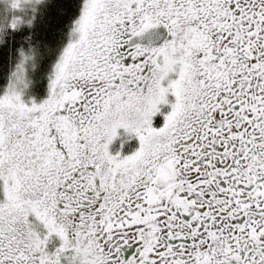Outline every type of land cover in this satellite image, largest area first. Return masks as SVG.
<instances>
[{
	"label": "snow or ice",
	"instance_id": "1",
	"mask_svg": "<svg viewBox=\"0 0 264 264\" xmlns=\"http://www.w3.org/2000/svg\"><path fill=\"white\" fill-rule=\"evenodd\" d=\"M21 56L0 264H264V0H83L41 102Z\"/></svg>",
	"mask_w": 264,
	"mask_h": 264
},
{
	"label": "trees",
	"instance_id": "2",
	"mask_svg": "<svg viewBox=\"0 0 264 264\" xmlns=\"http://www.w3.org/2000/svg\"><path fill=\"white\" fill-rule=\"evenodd\" d=\"M82 3L83 0H43L32 9L19 11L0 0V93L20 64L23 52L31 57L24 65L31 82L30 94L38 100L47 97L51 69L70 38ZM13 17L24 20L15 29L10 27Z\"/></svg>",
	"mask_w": 264,
	"mask_h": 264
},
{
	"label": "rangeland",
	"instance_id": "3",
	"mask_svg": "<svg viewBox=\"0 0 264 264\" xmlns=\"http://www.w3.org/2000/svg\"><path fill=\"white\" fill-rule=\"evenodd\" d=\"M6 4H8V7H10V8H12L11 7V0H3ZM35 4H37V2H36V0H31V2L30 3H27V4H25L24 5V7H23V9H15V10H19V11H22V10H24V11H26V9L27 8H29V9H32V7H34L35 6ZM13 9V8H12ZM80 15V14H79ZM23 22H24V20H22ZM22 22V23H23ZM28 22H31V20H29ZM22 23H20L18 26H20ZM17 26V27H18ZM71 33V32H70ZM69 37H70V34H69ZM69 40H70V38H69ZM69 40L66 42V44L64 45V47H66V45H67V43L69 42ZM64 47H63V49H64ZM63 49H62V51H63ZM62 51L60 52V54H59V56L62 54ZM59 56L56 58L57 60H56V62L58 61V58H59ZM56 62L54 63V65H53V67H52V71H51V73H50V76H49V78H48V81H49V84H50V78H51V76H52V74H53V72H54V66H55V64H56ZM25 65V64H24ZM18 66V65H17ZM17 66L14 68V70H13V72H15L16 70H17ZM24 68H25V82H26V87L24 86V85H20V87L23 89V99H25L26 101H28V100H30V99H35L31 94H30V92H29V86H30V81H29V75L27 74V67H25L24 66ZM11 76H12V74H11ZM11 76H10V79H11ZM10 79H9V81H8V85H9V83H10ZM7 85V86H8ZM7 86H6V88H7ZM6 88L4 89V91L6 90ZM4 91L2 92V93H0V94H3L4 93ZM47 92H48V94H49V86H48V90H47ZM48 94H47V96H48ZM47 98V97H46ZM45 98V99H46ZM42 100H44V99H42ZM42 100H38V99H35V101L36 102H41Z\"/></svg>",
	"mask_w": 264,
	"mask_h": 264
},
{
	"label": "clouds",
	"instance_id": "4",
	"mask_svg": "<svg viewBox=\"0 0 264 264\" xmlns=\"http://www.w3.org/2000/svg\"><path fill=\"white\" fill-rule=\"evenodd\" d=\"M39 2H40V3H42V2H43V0H39Z\"/></svg>",
	"mask_w": 264,
	"mask_h": 264
}]
</instances>
